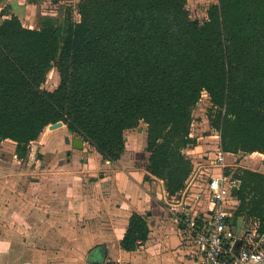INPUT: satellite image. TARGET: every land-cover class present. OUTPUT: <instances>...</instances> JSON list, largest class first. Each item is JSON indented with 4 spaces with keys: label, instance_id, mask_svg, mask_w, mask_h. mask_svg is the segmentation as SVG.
<instances>
[{
    "label": "trees",
    "instance_id": "1",
    "mask_svg": "<svg viewBox=\"0 0 264 264\" xmlns=\"http://www.w3.org/2000/svg\"><path fill=\"white\" fill-rule=\"evenodd\" d=\"M36 1V0H31ZM62 22L37 27L0 10V144L19 159L49 126L61 122L108 164L125 154L127 130L146 125L148 173L179 198L193 171L185 150L203 92L220 149L264 155V0H217L206 19L187 0H79ZM59 83L42 88L52 68ZM239 181L231 225L242 217L264 233V174L224 168ZM146 218L133 213L120 247L146 241Z\"/></svg>",
    "mask_w": 264,
    "mask_h": 264
},
{
    "label": "crops",
    "instance_id": "2",
    "mask_svg": "<svg viewBox=\"0 0 264 264\" xmlns=\"http://www.w3.org/2000/svg\"><path fill=\"white\" fill-rule=\"evenodd\" d=\"M192 1L187 0L188 9L206 2ZM216 2L211 0L208 6ZM140 126L141 131L125 132V154L112 164L103 162L85 141L83 150L65 143V126L59 129L67 134L57 141L53 139L55 130L45 129L30 143L24 160L18 158L16 144L4 140L0 144V264H93L88 262L89 254L94 251V258L99 259L102 250L104 261L118 264H195L198 249L186 221L200 213L202 206H196L185 190L179 198L169 199L163 182L148 173L146 125ZM191 126L190 137L196 139V145L185 150L193 162L188 180L199 183L219 171L208 159L212 148L201 145V141L208 144L213 137H198L193 133L194 121ZM217 141L216 148L220 136ZM6 146L10 147L8 151ZM87 150L90 156L82 159ZM35 152L39 153L36 157ZM70 153L77 162L85 161L89 176L77 174L74 162L73 170V160L64 157ZM232 156L224 153L225 168L230 167ZM246 160L247 165L241 166L236 159L235 168L264 174L263 154L253 153ZM100 170L102 174L97 173ZM133 213L146 218L149 233L138 248L126 251L120 241ZM244 225L239 217L231 226L237 235L256 232V223L248 229Z\"/></svg>",
    "mask_w": 264,
    "mask_h": 264
},
{
    "label": "built area",
    "instance_id": "3",
    "mask_svg": "<svg viewBox=\"0 0 264 264\" xmlns=\"http://www.w3.org/2000/svg\"><path fill=\"white\" fill-rule=\"evenodd\" d=\"M72 15L73 20L77 21L79 15L75 8ZM202 97L208 98V95L203 92ZM217 151L213 164L219 174H210L199 183L190 178L184 192L196 206H202L200 213L186 221V228L198 249L195 264H264V234L237 235L230 225L234 205L231 189L237 187L239 182L225 179L224 152L220 146ZM231 201L233 203L228 208L226 204ZM237 241L240 242L239 248L235 247ZM101 264L118 263L105 260Z\"/></svg>",
    "mask_w": 264,
    "mask_h": 264
},
{
    "label": "rangeland",
    "instance_id": "4",
    "mask_svg": "<svg viewBox=\"0 0 264 264\" xmlns=\"http://www.w3.org/2000/svg\"><path fill=\"white\" fill-rule=\"evenodd\" d=\"M79 0H61V3L58 4V0H36V1H31V0H0V8H2L3 5L5 6V10L8 12V14H14L17 15L21 22L23 23L24 26L34 28L39 25V22L43 18H53L57 22H62L64 15H65V9L66 8H75V5L77 4ZM193 2L192 0H190ZM211 2V0H206V2L202 3L201 5H190L189 6V12L193 18H197L198 20H204V12L205 9L208 7V3ZM59 83V75L56 70V68H52L47 77L45 83L42 85L43 89L52 91L54 90ZM211 103L207 97H202L196 106V108L193 111V121H194V126H193V133L198 134V137L205 138L208 135L211 134L213 138H210V142L208 144H205L204 142L201 141V145L209 146L211 147V154L208 155V159L210 160H215V156L217 155V148L216 144H218L217 140L219 138V132L216 130H213L210 128L209 124V119H208V113L210 110ZM193 123V122H192ZM143 126V124H142ZM141 127V126H140ZM192 127V126H191ZM57 130V131H56ZM55 136L53 139L60 140L63 136H65L67 133H64L62 129H55ZM68 135V134H67ZM69 136V135H68ZM75 136L73 134L72 136H69V138H72ZM217 137V138H215ZM10 147L6 146L5 149L8 151ZM34 150L36 149V146L33 148ZM89 151H85L82 153V159L87 158L89 155ZM72 153V152H71ZM68 156L64 154V157L67 159H71V165L73 168V162L75 163V166L77 167L75 171H77V174L83 175V176H89L91 173L89 172L88 167L85 166V161H79L77 162L76 157H72V155ZM39 154L35 152V156ZM249 155H243V154H237L231 157L230 161V167L235 168V160L237 159L239 161V164L241 166H246L247 161L246 157ZM10 157V155H9ZM40 157H43V155L40 154ZM73 158V159H72ZM81 159V160H82ZM252 160V158H251ZM69 164V163H68ZM70 165V166H71ZM74 170V168H73ZM98 174H102V171H98ZM203 178V177H202ZM228 180V178H225ZM233 203L227 202V207L230 208V205ZM248 225H244V229H248Z\"/></svg>",
    "mask_w": 264,
    "mask_h": 264
},
{
    "label": "water",
    "instance_id": "5",
    "mask_svg": "<svg viewBox=\"0 0 264 264\" xmlns=\"http://www.w3.org/2000/svg\"><path fill=\"white\" fill-rule=\"evenodd\" d=\"M62 126H63L62 123L58 122V123H55V124L49 126V129L50 130H55V129H58V128L62 127ZM138 130L141 131L140 129H138ZM67 133H68L69 136L73 135L72 131H70V130H67ZM69 136L65 137V139H64L65 143H67V144L71 143L72 147L74 149H76V150H83L84 140L81 137L69 138ZM235 191H236V188L235 187L232 188V192H235ZM239 246H240V242L237 241L235 247L239 248ZM89 257H90V260H88V262L93 263V264L94 263L101 264V263H103V261L105 259V251L104 250L101 251V256H100L99 259H95L94 258V251H91V253L89 254Z\"/></svg>",
    "mask_w": 264,
    "mask_h": 264
}]
</instances>
